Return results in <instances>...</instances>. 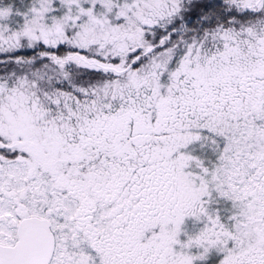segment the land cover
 I'll list each match as a JSON object with an SVG mask.
<instances>
[{"label":"snow or ice","instance_id":"snow-or-ice-1","mask_svg":"<svg viewBox=\"0 0 264 264\" xmlns=\"http://www.w3.org/2000/svg\"><path fill=\"white\" fill-rule=\"evenodd\" d=\"M0 264H264V0H0Z\"/></svg>","mask_w":264,"mask_h":264},{"label":"flooded vegetation","instance_id":"flooded-vegetation-1","mask_svg":"<svg viewBox=\"0 0 264 264\" xmlns=\"http://www.w3.org/2000/svg\"><path fill=\"white\" fill-rule=\"evenodd\" d=\"M185 227H186L187 232L193 234L194 225H193L192 221L188 222V224Z\"/></svg>","mask_w":264,"mask_h":264},{"label":"rangeland","instance_id":"rangeland-1","mask_svg":"<svg viewBox=\"0 0 264 264\" xmlns=\"http://www.w3.org/2000/svg\"><path fill=\"white\" fill-rule=\"evenodd\" d=\"M190 221H191V220H186V221H185V225H184L185 230H186V227H185V226H186V225L188 224V222H190ZM193 229H194V228H193ZM186 231H187V230H186ZM188 233H189V232H188ZM189 234H191V233H189ZM180 239L183 241L184 239H186V237L182 234L181 237H180Z\"/></svg>","mask_w":264,"mask_h":264}]
</instances>
